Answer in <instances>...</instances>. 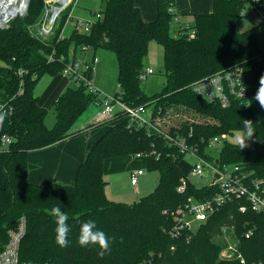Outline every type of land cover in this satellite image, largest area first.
Instances as JSON below:
<instances>
[{
	"label": "trees",
	"instance_id": "16d2710c",
	"mask_svg": "<svg viewBox=\"0 0 264 264\" xmlns=\"http://www.w3.org/2000/svg\"><path fill=\"white\" fill-rule=\"evenodd\" d=\"M155 3L158 16L147 22L136 0H107L103 17L93 23L90 33L74 31L64 37L68 10L48 42L35 37L22 23L13 22L10 29L0 30V59L4 63L0 65V100L15 97L16 105L15 113L4 123V132L13 142L9 150L0 152V253L9 240L8 231L25 216L27 231L20 259L30 264H241L220 256L223 244L215 240L230 227L247 264H264V215L251 208L242 213L238 201L202 223L190 241L186 236L174 239L169 235L178 209L191 198H211L219 187H199L187 179L186 191L180 192L182 179L187 177L182 167L185 154L169 144L164 135L142 127L129 128L127 119L109 122V129L79 166L72 185L29 181L30 152L75 136L79 118L100 101L86 86L68 87L54 103L56 123L49 128L48 109L39 104L35 94L42 77L61 75L70 62L71 51L78 56V49L84 46L95 52L105 48L114 52L119 66L117 95L130 106L151 109L167 135L185 138L204 155L211 138L226 134L218 152L220 165L237 164L264 175V108L253 99L259 78L264 75V62L260 60L264 49L254 30L241 32L237 28L248 0H213V12L195 16L191 25L196 32L194 38L188 37L187 31L179 37L172 34L175 28L169 7L173 0ZM43 5L42 0L32 3L29 20L40 16ZM152 41L164 48L166 83L161 93L149 96L142 88L140 74L146 69ZM236 67L243 69L248 100H252L250 108L239 101L223 107L194 92L196 81ZM20 69L26 70L23 77L18 74ZM21 89L24 93L17 96ZM244 119L254 123L255 145L240 150L229 136L242 130ZM140 153L147 155V169L158 172V187L133 203L109 199L104 177L106 160ZM55 206L69 217L71 231L66 248L55 243L56 225L51 215ZM88 220L95 221L110 238V251L102 257L98 246L81 247L77 242L80 225ZM249 232L252 235L247 237Z\"/></svg>",
	"mask_w": 264,
	"mask_h": 264
},
{
	"label": "built area",
	"instance_id": "2783aa9c",
	"mask_svg": "<svg viewBox=\"0 0 264 264\" xmlns=\"http://www.w3.org/2000/svg\"><path fill=\"white\" fill-rule=\"evenodd\" d=\"M78 0H54L52 4L55 11L48 16V8L46 16L43 18V29L41 34L48 36L53 30L57 21L62 18V15L68 11L67 22L72 20L73 11ZM252 8L256 11L258 22L264 24V0H248L243 14L249 12ZM169 11L172 13V22L175 26L174 36L179 37L185 35L194 38L195 30L190 24H181V17L175 11L174 3H171ZM98 19L103 17L102 13H97ZM47 17V18H46ZM94 22L84 23L78 20L77 32L90 33ZM79 26H83L79 27ZM187 31V32H186ZM87 52L91 47L84 46ZM70 62L65 66L62 74L68 77L76 86H86L90 91L96 93L100 97V101L96 104L100 105V110L94 118V124H100L109 121H119L120 119L128 120V127H142L153 134L164 135L168 138L169 144L175 145L185 155L191 154L195 157L196 162L190 166V174L196 176L211 175L214 179L211 184L219 187V192L206 200H197L191 198L184 208L178 209L174 214V225L169 228L168 233L174 239H180L183 236L190 241L193 233L204 222H206L213 214L219 212L227 204L238 201L240 202L239 210L245 213L248 208L253 211L262 213L264 215V175L259 176L254 171L246 169L244 166L220 165L218 160V152L227 139L226 134L218 135L211 138L207 142L206 152L202 155L198 147L190 144L185 138L178 135H167L157 123L156 117L148 113L146 106H130L126 104L123 99L117 94L114 96L101 97V91L96 87L93 80V74L96 72V65L99 63V58L94 56L91 62H83L73 51L70 53ZM54 55H51L53 59ZM264 62V55L260 59ZM82 66H84L83 69ZM26 73L25 69H20L18 74L20 77ZM154 74L152 68L145 69L140 74L141 81L148 78L149 75ZM24 81H21L23 86ZM194 92L204 97L210 103H218L223 107L230 106L234 101H242V94L244 101L249 99L248 92L243 77V69L241 67L229 68L213 75L204 77L196 81L192 86ZM24 93L23 89L19 91L17 96ZM14 98L7 101L0 100V152L9 150L13 138L4 132V123L16 111V105L13 102ZM139 159H146L147 155L140 153L135 155ZM211 156V158H210ZM160 157V154L157 155ZM145 171L138 169L133 171L131 175V183L138 186L139 177ZM187 177L182 179L179 186L180 192H185L187 189ZM195 223L198 224L195 226ZM230 229V228H225ZM27 231V219L25 216L21 217L13 228L8 231L9 240L0 253V264H30L21 261L20 250L21 243ZM252 232L247 233V237L251 236ZM229 245L222 252V257L230 260H237L241 264H247L245 257L239 249L238 239L234 242L229 240Z\"/></svg>",
	"mask_w": 264,
	"mask_h": 264
},
{
	"label": "rangeland",
	"instance_id": "374dc122",
	"mask_svg": "<svg viewBox=\"0 0 264 264\" xmlns=\"http://www.w3.org/2000/svg\"><path fill=\"white\" fill-rule=\"evenodd\" d=\"M35 0H28L27 3H24L25 5L22 6L21 4L19 8L21 9L18 14H14L11 19H9L7 22H1L0 21V30L6 31L11 28L12 23L14 24L22 23L23 27L27 28V30L30 31L35 37L39 38L42 41H51L53 37L55 36L56 27L58 25V21L55 24L53 30L50 32L48 36H44L41 34V30L43 29V18L46 16L47 8L48 10V16L51 17L55 9L53 8L52 4L54 3V0H42L43 2V8L40 12V16L32 18L29 20L28 17H31V6L32 3ZM107 0H78V2L75 5L74 11H73V19L69 20V22L66 23L64 29H63V35L64 37H69L73 34L74 31L77 30L78 26V20H82L85 24L88 22H95L98 20L97 13H103L105 9ZM46 17V18H47ZM32 21V22H31ZM186 20L183 18L182 22L185 23V25H188V23L185 22ZM257 13L254 9L250 8L249 12L246 13L243 18L241 19L240 23L241 25H249L251 24V28L257 31V33H262L261 36V46L264 49V24H260L257 22ZM191 25V24H190ZM82 27L83 26H79ZM175 28V26H174ZM175 33V30L172 31V34ZM94 54V49L90 48L88 52L84 50L83 47H80L78 49V57L82 59L83 62H91L92 57ZM97 57L100 59V63L96 65V72L93 74V80L95 81L96 87L101 91V95L104 96H114L116 92L118 91V61L113 51L110 49H99L97 52ZM4 63L0 59V65H3ZM145 66L146 69L152 68L154 70V74L149 75L147 79L142 81V88L144 92L149 95H155L158 93H161L163 91V88L166 83V74L164 69V48L161 44L152 41L149 46V53L145 59ZM84 66H82L81 69H83ZM54 77H51L49 75H45L42 77V79L39 81L36 89L35 94L36 96H39L41 93H43L52 83ZM71 86H76L74 83ZM100 110V107H98L95 104H92L89 106V108L82 114L81 120L84 121L87 118H90L93 114L98 113ZM151 109L148 108V113L146 115H150ZM110 122V121H109ZM109 122H104L97 124L95 126L101 125L100 128L105 129L107 127V124ZM56 123V117H55V111L54 107H51L48 110V115L46 118V124L49 128H53ZM238 132H236L234 135L229 136V140L233 143H236L235 137ZM237 144V143H236ZM248 147H254L255 145V138H253L248 142ZM137 161H140L142 164L140 166L141 169L145 171V176L143 179H145L144 185L141 187V190L147 191L148 193H145L149 195L150 193L154 192V190L158 187L159 184V174L156 171H149L147 169L146 160L144 158L139 159ZM196 162L195 157H193L191 154L185 155V158L182 163V167L184 170L185 175L189 179V181L196 186L203 187L209 185L212 180L214 179L211 175H204V176H196L193 174H190V166ZM129 172V171H128ZM126 171V173H128ZM142 179V178H140ZM129 184H131V178L129 175L128 178ZM146 195V196H147ZM130 198V197H128ZM128 198L125 197L124 200H126V203L128 201ZM141 198L138 199H129L128 203H133L139 201ZM198 224L195 223V226ZM236 238L234 233V228L230 227V229H223V232L221 236L217 237L215 240L221 244H223L222 252L225 250V248L229 245V240L234 242V239ZM222 252L221 255L222 256Z\"/></svg>",
	"mask_w": 264,
	"mask_h": 264
},
{
	"label": "crops",
	"instance_id": "0c3cea01",
	"mask_svg": "<svg viewBox=\"0 0 264 264\" xmlns=\"http://www.w3.org/2000/svg\"><path fill=\"white\" fill-rule=\"evenodd\" d=\"M173 3L175 11L181 17V24H185L182 22L184 18L186 23L193 25L196 15L213 12V0H173ZM136 5L140 9L145 21L153 22L156 20L158 11L155 0H136ZM240 21L237 24L239 31L254 30L251 28V24L241 25ZM254 31L261 44L260 40L263 34L257 33L256 30ZM97 52L94 50L93 57L97 56ZM72 84L73 82L63 74L54 77L49 87L38 96L40 99L39 104L48 110L54 107V103L58 97ZM119 89L120 87L116 94L119 92ZM101 97L103 96L101 95ZM95 105L100 107L99 104L95 103ZM80 118L74 128L78 132L75 136L49 148L30 152L28 155V178L30 182L34 184L58 182L66 185H72L75 182L79 166L87 158L90 149L105 134L111 124H104L107 125L105 129L100 128L103 124L95 126V114L84 121ZM137 160L139 158L135 155L114 157L106 160L104 177L107 181L106 194L109 199L117 202H126L124 200L125 197H130L128 198L129 201L131 197L135 200L147 195L145 194L148 193L147 191L141 190L145 182V179H143L145 173L139 177L138 186H134L132 183L129 184L128 181L129 175L131 178L133 171L141 169L142 163ZM126 171L129 172L126 173Z\"/></svg>",
	"mask_w": 264,
	"mask_h": 264
},
{
	"label": "clouds",
	"instance_id": "9594fccd",
	"mask_svg": "<svg viewBox=\"0 0 264 264\" xmlns=\"http://www.w3.org/2000/svg\"><path fill=\"white\" fill-rule=\"evenodd\" d=\"M243 94L242 106L250 108L252 106V100L244 101ZM253 99L258 101L261 108H264V75H261L259 78V87ZM0 119H2V117H0ZM242 124V130L239 131L235 137L240 150L248 147V142L255 135L254 123L251 120L244 119L242 120ZM51 215L54 217L56 225L55 243L61 248H66L69 246L68 236L71 231L67 223L69 217L59 206H55L51 209ZM77 242L81 247H89L90 245L98 246L100 249L98 255L101 257L110 251V238L104 231L99 230L95 221L92 220L83 222L80 225Z\"/></svg>",
	"mask_w": 264,
	"mask_h": 264
},
{
	"label": "bare ground",
	"instance_id": "6f19581e",
	"mask_svg": "<svg viewBox=\"0 0 264 264\" xmlns=\"http://www.w3.org/2000/svg\"><path fill=\"white\" fill-rule=\"evenodd\" d=\"M27 2L28 0H0V21L7 22L14 14L20 12L19 6H24Z\"/></svg>",
	"mask_w": 264,
	"mask_h": 264
}]
</instances>
